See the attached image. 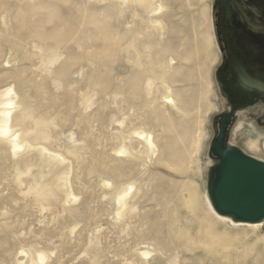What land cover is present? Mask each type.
Masks as SVG:
<instances>
[{"label": "rangeland", "instance_id": "rangeland-1", "mask_svg": "<svg viewBox=\"0 0 264 264\" xmlns=\"http://www.w3.org/2000/svg\"><path fill=\"white\" fill-rule=\"evenodd\" d=\"M228 2L0 0V264H264L208 204ZM237 119L264 161V101Z\"/></svg>", "mask_w": 264, "mask_h": 264}, {"label": "flooded vegetation", "instance_id": "flooded-vegetation-1", "mask_svg": "<svg viewBox=\"0 0 264 264\" xmlns=\"http://www.w3.org/2000/svg\"><path fill=\"white\" fill-rule=\"evenodd\" d=\"M249 1L251 0L237 4L228 2L222 8L221 27L223 26V29L221 32L227 43L233 42L234 47L231 50H225L226 56H224L220 69L222 101L226 102L227 110L218 117L214 142L215 144L221 137L224 146L241 151L243 150L240 147L228 144L238 115L244 111H253L260 105V101H264V11L259 10V7L263 9L262 5H256ZM243 7L247 9L242 15L245 19L240 20L235 9ZM252 9L256 11H252ZM253 18L260 22L259 25L253 21ZM240 21L245 22L255 34H249ZM260 33L263 34L260 35ZM245 43H247L245 45L246 52L242 49V44ZM243 55H249L250 64L261 62L255 76L262 81L254 80V77L241 66Z\"/></svg>", "mask_w": 264, "mask_h": 264}, {"label": "water", "instance_id": "water-1", "mask_svg": "<svg viewBox=\"0 0 264 264\" xmlns=\"http://www.w3.org/2000/svg\"><path fill=\"white\" fill-rule=\"evenodd\" d=\"M212 153L221 162L214 165L208 192L215 210L239 221L264 219V161L224 146L218 138Z\"/></svg>", "mask_w": 264, "mask_h": 264}, {"label": "bare ground", "instance_id": "bare-ground-1", "mask_svg": "<svg viewBox=\"0 0 264 264\" xmlns=\"http://www.w3.org/2000/svg\"><path fill=\"white\" fill-rule=\"evenodd\" d=\"M11 104L12 103L9 101L6 103V105H11ZM8 121H9V113L6 112V113H4V116H3L1 123H0L1 133L7 132L9 130ZM258 146L259 145L257 144V141H250L248 148H250V150H253L254 152H257L259 150ZM14 147L16 148L17 145L15 144ZM217 160H218V164H219L221 161L219 159H217ZM214 163H215V161H214ZM208 201H209V203H208L209 209L213 212V215L216 216L217 218L223 220V221H230V222L234 223L235 225H247V226H252V227H258V226L264 224V219L259 221V222H245V221H239V220L235 219L233 216L222 215L215 210V208L212 204L211 198H209Z\"/></svg>", "mask_w": 264, "mask_h": 264}]
</instances>
